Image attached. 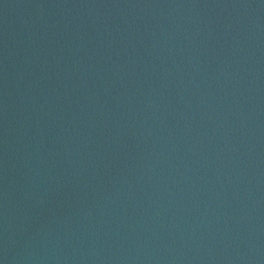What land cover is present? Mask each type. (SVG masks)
<instances>
[{
    "label": "water",
    "instance_id": "95a60500",
    "mask_svg": "<svg viewBox=\"0 0 264 264\" xmlns=\"http://www.w3.org/2000/svg\"><path fill=\"white\" fill-rule=\"evenodd\" d=\"M0 264H264V0H0Z\"/></svg>",
    "mask_w": 264,
    "mask_h": 264
}]
</instances>
